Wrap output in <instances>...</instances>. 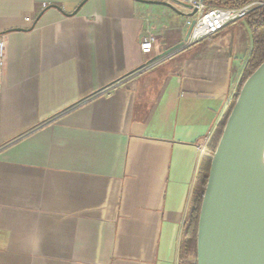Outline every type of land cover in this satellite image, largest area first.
I'll return each instance as SVG.
<instances>
[{
	"label": "crops",
	"instance_id": "obj_1",
	"mask_svg": "<svg viewBox=\"0 0 264 264\" xmlns=\"http://www.w3.org/2000/svg\"><path fill=\"white\" fill-rule=\"evenodd\" d=\"M190 21L165 0H0V264H180L252 50L245 20L146 68Z\"/></svg>",
	"mask_w": 264,
	"mask_h": 264
},
{
	"label": "water",
	"instance_id": "obj_2",
	"mask_svg": "<svg viewBox=\"0 0 264 264\" xmlns=\"http://www.w3.org/2000/svg\"><path fill=\"white\" fill-rule=\"evenodd\" d=\"M263 140L264 61L237 93L211 157L196 264H264Z\"/></svg>",
	"mask_w": 264,
	"mask_h": 264
},
{
	"label": "trees",
	"instance_id": "obj_3",
	"mask_svg": "<svg viewBox=\"0 0 264 264\" xmlns=\"http://www.w3.org/2000/svg\"><path fill=\"white\" fill-rule=\"evenodd\" d=\"M210 6L222 8H238L254 0H203ZM263 1L264 0H259ZM252 37V50L246 62L243 77L238 87V92L244 81L261 65L264 61V7L251 12L246 18ZM234 97L230 110L234 104ZM227 116L219 125L216 133L207 147V154L201 159L198 173L194 182L192 196L188 208V213L182 233L180 246V264H196V238L200 206L207 184V177L211 163V157L215 151L221 136Z\"/></svg>",
	"mask_w": 264,
	"mask_h": 264
},
{
	"label": "built area",
	"instance_id": "obj_4",
	"mask_svg": "<svg viewBox=\"0 0 264 264\" xmlns=\"http://www.w3.org/2000/svg\"><path fill=\"white\" fill-rule=\"evenodd\" d=\"M165 1L173 5L183 7L187 6L188 10L192 14L191 21L188 23L190 31L181 44L165 55L151 61L146 68L163 64L164 62L174 58L180 52L195 46L205 39L216 36L223 29L233 26L241 21H245L251 12L264 7V2L259 0L250 1L238 8L218 7L211 9L207 8L201 0ZM154 41V37L149 35L141 42L140 49L144 56H150L153 52ZM4 49V42L0 37V65L4 55Z\"/></svg>",
	"mask_w": 264,
	"mask_h": 264
},
{
	"label": "bare ground",
	"instance_id": "obj_5",
	"mask_svg": "<svg viewBox=\"0 0 264 264\" xmlns=\"http://www.w3.org/2000/svg\"><path fill=\"white\" fill-rule=\"evenodd\" d=\"M260 162H261V165L264 167V140H263V145L261 149Z\"/></svg>",
	"mask_w": 264,
	"mask_h": 264
},
{
	"label": "rangeland",
	"instance_id": "obj_6",
	"mask_svg": "<svg viewBox=\"0 0 264 264\" xmlns=\"http://www.w3.org/2000/svg\"><path fill=\"white\" fill-rule=\"evenodd\" d=\"M204 5H205L207 8H209V9H211V8H218L217 6H210V5L208 4V2H205ZM219 7H220V6H219Z\"/></svg>",
	"mask_w": 264,
	"mask_h": 264
},
{
	"label": "flooded vegetation",
	"instance_id": "obj_7",
	"mask_svg": "<svg viewBox=\"0 0 264 264\" xmlns=\"http://www.w3.org/2000/svg\"><path fill=\"white\" fill-rule=\"evenodd\" d=\"M204 3V1H202Z\"/></svg>",
	"mask_w": 264,
	"mask_h": 264
}]
</instances>
